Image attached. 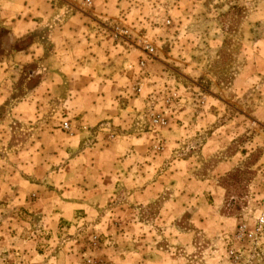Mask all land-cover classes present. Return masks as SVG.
<instances>
[{"label":"crops","instance_id":"0c3cea01","mask_svg":"<svg viewBox=\"0 0 264 264\" xmlns=\"http://www.w3.org/2000/svg\"><path fill=\"white\" fill-rule=\"evenodd\" d=\"M135 1L0 0V108L11 103L9 122L36 129L9 156L0 177V264H73L72 229L85 221L102 230L104 243L127 236L134 242L122 256L103 252L115 255L116 264H175L180 253L196 252V231L210 238L225 230L229 219L220 214L225 189L219 181L237 166L238 154L202 166L226 151L236 134L227 128L234 119L211 128L198 153L183 148L191 133L213 124L225 109L195 106L191 112L179 100L169 110L161 152L150 132H111L118 124L128 129L129 120L121 119L135 115L142 101L118 105L127 73L108 61L109 43L113 49L120 44L104 22L109 15L135 13ZM49 97H66L60 101L72 113L68 132L41 119ZM3 136L0 145L7 143ZM154 207L151 220L142 218V209ZM185 214L189 228L175 226ZM111 221L122 226L112 231ZM238 221L233 218L230 229ZM145 229L153 231L149 239Z\"/></svg>","mask_w":264,"mask_h":264},{"label":"rangeland","instance_id":"374dc122","mask_svg":"<svg viewBox=\"0 0 264 264\" xmlns=\"http://www.w3.org/2000/svg\"><path fill=\"white\" fill-rule=\"evenodd\" d=\"M135 4H138L135 7L138 17L132 11L131 15L125 14L121 19L109 15L104 22L110 30L117 26L127 31L123 39L112 38L120 44L119 47L113 49L109 43L106 50L108 61H113L112 65L125 69L127 73L126 91L119 97L118 105L122 107L128 99L137 100L139 97L144 103L143 106L140 101L136 102L135 115L131 113L121 119L124 122L129 120V128L122 129L118 124L111 130L113 136L131 132L132 127L136 134L150 132L152 140L156 141L154 150L161 152L165 127H152L150 118L151 114L169 115L164 101L170 92L177 93L178 101L183 100L191 112L197 109L195 106L200 109L217 105L225 109L219 112L221 117L213 124L201 132L191 133L183 148L188 154L198 153L213 132L211 128L220 123L227 126L228 120L234 119L227 128L236 130V134L226 151L203 162L202 168H211L228 152L238 154L237 166L219 181L225 189L220 214L229 222L237 218L238 223L257 216L264 211V155L260 148L264 141V0H136ZM83 7L88 11L86 3ZM166 21H170L169 26ZM142 41L152 44V56H145ZM117 57L121 64H116ZM141 61H144V67H140ZM233 81H236L234 86ZM49 98L45 101L41 119L60 124L62 131L68 132L69 129H63V124L72 123V113L60 101L66 97H60V100ZM10 106L11 103H7L0 108V138L5 140L3 135L6 134L8 138L7 143L0 145V177H4L9 169V156L20 152L28 139L36 135V129L27 124L21 126L18 122L15 125L14 120L9 122ZM222 133L215 135L221 136ZM141 212L142 218L149 221L157 209L145 208ZM187 218V214L183 215L175 226L188 229ZM229 222H226L225 230L214 237L208 238L196 231V252L180 253L182 257L177 255L173 259L175 264H264V253L261 252H247L238 263L226 258L227 238L235 229H230ZM111 223L112 231L115 225L116 228L122 226V222ZM93 225L87 221L74 225L72 263L116 264L115 255L110 257L103 252L122 256L134 242L127 236L122 242L111 239L104 243L106 238L102 230ZM144 231L142 235L149 239L148 234L153 231ZM164 246L167 244H158V247ZM176 249L178 254L180 249ZM209 249L211 253L207 254L205 250Z\"/></svg>","mask_w":264,"mask_h":264},{"label":"built area","instance_id":"2783aa9c","mask_svg":"<svg viewBox=\"0 0 264 264\" xmlns=\"http://www.w3.org/2000/svg\"><path fill=\"white\" fill-rule=\"evenodd\" d=\"M50 2L52 0H44ZM89 7L91 4L86 2ZM166 26L170 25V21L165 22ZM112 36L115 40L123 39L127 36V31L115 26L112 31ZM144 44V53L146 57L152 56L154 53V47L148 41H142ZM144 61H141L140 67H144ZM140 87L138 88V92ZM134 92L136 91L133 90ZM165 105L168 111L173 107L175 102H178V96L175 92H170L166 99ZM169 123V118L166 115L151 114L150 124L152 127L166 128ZM63 129H68L66 123L63 124ZM260 148L263 150L264 155V141L261 143ZM157 150H161L160 147H156ZM261 252L264 253V211L251 219H245L240 221L231 235L227 238L225 255L226 258L232 263H238L243 255L247 252Z\"/></svg>","mask_w":264,"mask_h":264},{"label":"trees","instance_id":"16d2710c","mask_svg":"<svg viewBox=\"0 0 264 264\" xmlns=\"http://www.w3.org/2000/svg\"><path fill=\"white\" fill-rule=\"evenodd\" d=\"M2 32H3V31H2ZM2 32H1V34H2ZM24 42H25V40H24V41H21L20 44L22 45ZM18 45H19V44H18Z\"/></svg>","mask_w":264,"mask_h":264}]
</instances>
